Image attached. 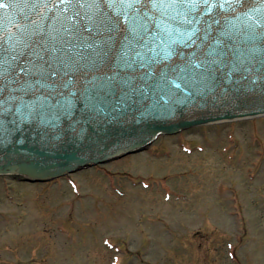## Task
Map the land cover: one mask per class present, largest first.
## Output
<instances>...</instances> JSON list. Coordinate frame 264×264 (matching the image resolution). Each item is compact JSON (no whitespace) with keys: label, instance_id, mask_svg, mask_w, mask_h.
<instances>
[{"label":"water","instance_id":"water-1","mask_svg":"<svg viewBox=\"0 0 264 264\" xmlns=\"http://www.w3.org/2000/svg\"><path fill=\"white\" fill-rule=\"evenodd\" d=\"M210 6L188 23L147 0H0V175L52 181L162 134L264 116V0ZM138 15L147 33L131 31ZM209 46L224 56L201 68Z\"/></svg>","mask_w":264,"mask_h":264},{"label":"rangeland","instance_id":"rangeland-1","mask_svg":"<svg viewBox=\"0 0 264 264\" xmlns=\"http://www.w3.org/2000/svg\"><path fill=\"white\" fill-rule=\"evenodd\" d=\"M0 264H264V116L55 182L0 176Z\"/></svg>","mask_w":264,"mask_h":264},{"label":"snow or ice","instance_id":"snow-or-ice-1","mask_svg":"<svg viewBox=\"0 0 264 264\" xmlns=\"http://www.w3.org/2000/svg\"><path fill=\"white\" fill-rule=\"evenodd\" d=\"M147 3H150L152 8H164V9L170 8L172 9V14L174 16H179L180 19H183L188 23H191V21H188V16L185 14V10L190 12L191 10L196 9L199 6V4L202 3L205 5H209V7L206 10L211 11L210 0H195V2H193V0H171V3H167V4L162 3L159 5L155 3V0H147ZM4 6L7 7V5ZM141 7L146 8L147 4L142 2ZM138 21H143V23L138 24L137 23ZM133 25L135 26L131 28V31L133 33H136L137 35H139V33H137V27H143L146 33L151 27L150 22L144 17L139 15L135 18V20H133ZM178 38L181 40V42H183L182 36L172 35L171 33H169V35L167 36L168 41L171 43H175ZM223 56H224V52L222 50H217L209 46L208 50L202 53L203 58L198 61L199 67L203 68L205 67V65H207V67L210 69L212 65L217 63L220 60V58H222ZM55 74H56L55 72H52V75Z\"/></svg>","mask_w":264,"mask_h":264}]
</instances>
